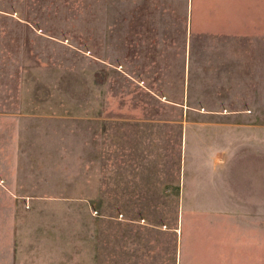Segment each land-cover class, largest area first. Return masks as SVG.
<instances>
[{
  "label": "crops",
  "instance_id": "crops-1",
  "mask_svg": "<svg viewBox=\"0 0 264 264\" xmlns=\"http://www.w3.org/2000/svg\"><path fill=\"white\" fill-rule=\"evenodd\" d=\"M241 1H229L237 6L230 17L242 15L244 26L219 35L205 31L206 0H130V36H186L174 48L184 51L175 55L179 62H145L143 55L144 62H130V72L119 62H75L78 90H38L34 83L2 92L0 195L12 201L0 209L81 215L8 221L0 226V251L10 256L0 254V264H64L56 254L24 256L18 246L21 238L58 231L67 239L59 250L76 253H67L66 264H260L264 0H254L249 14ZM131 43L143 52L168 48L164 41L152 47L150 38ZM57 63L70 69V62ZM120 77L130 81V92L107 84Z\"/></svg>",
  "mask_w": 264,
  "mask_h": 264
},
{
  "label": "rangeland",
  "instance_id": "rangeland-1",
  "mask_svg": "<svg viewBox=\"0 0 264 264\" xmlns=\"http://www.w3.org/2000/svg\"><path fill=\"white\" fill-rule=\"evenodd\" d=\"M229 1L211 0L209 2V0H206L204 4L202 2V9L206 17L204 18L206 19L205 31L222 35L226 31H234L244 26L245 22L242 23L241 20L245 18H242V15L237 18L230 17L232 13H236L234 9L237 6L230 8ZM81 2L70 0V3L66 1L64 3H30L0 0V95H3L2 92L4 91L14 89L18 84H22L23 88L26 86L30 88L32 84L38 83L36 85L38 90H78V75L75 73L78 66H74L75 62H119L123 65L122 69L130 72V62H144L143 55L146 58L145 62H179L178 58L175 60V55L176 57L183 55V50H175L174 48L175 46L181 47L184 45L187 39L184 35L130 36V0H81ZM195 4L198 5L196 0ZM241 5L246 8V14H249L248 11L251 6L255 5V1L242 0ZM65 6L72 8L71 11L65 12V8H62ZM47 7H56L60 10L49 12ZM73 8L76 9L73 10ZM200 9H196L194 19L199 18L197 14L201 11ZM2 12L10 14L7 13L8 15H6ZM23 14L32 17L24 19L17 17ZM68 15H75V17H66ZM246 22L248 28L254 26L247 18ZM175 26L179 25L175 24ZM240 31L245 30L241 29ZM246 33L250 35L252 33L251 29H247ZM198 37L202 41L206 38L203 35ZM131 38L139 40L140 44L143 38H150L152 47L158 41H164L168 48L163 51L143 52L142 45L130 44ZM134 47L139 49H134ZM14 62H36L37 64L22 67L17 66ZM57 62H70L68 63L70 69L63 68L62 64ZM69 70H72L71 73L74 72L75 74L68 75ZM18 80L23 81V83L17 82ZM88 84H93L92 80ZM107 84L112 85L114 91L130 92V81L121 77L119 80H108ZM88 90H95V87L90 86ZM5 101L4 98L0 97V106L3 105V108L6 106ZM48 101L57 102L59 100L52 99ZM7 106H9L8 102ZM72 134L77 136V132ZM18 199L17 201H20V198ZM8 201L12 200L7 196L0 195V202ZM107 213L108 215L119 213V217L124 214L125 218H130V212ZM151 213L152 216L156 214V212ZM163 213L169 217L170 212ZM80 215L79 211L60 209H0V226H7L8 221L12 222V220L23 222L24 225L28 223L44 224L50 221L78 219ZM83 217H85L84 212ZM51 229L55 231L62 230L59 227L49 228V230ZM58 234L49 237H30V240L21 238L18 240L19 245L17 244L21 250L20 254L41 257L56 254V256H63L64 260L60 259L66 264V255L69 252H66V249L59 250V246L61 242H66L67 239H64L63 235L60 236L59 231ZM0 242H5V239L0 240ZM55 242L57 244H54ZM45 243H47L46 247L42 248L41 246H44ZM56 246H58V249ZM0 254L1 256L6 254L7 257L10 256L8 250L0 251ZM69 254L71 256L76 255L72 251ZM10 259L8 258L9 261ZM16 260L20 261L19 258H16ZM235 263L236 260H232V264ZM260 264H264V210L262 212Z\"/></svg>",
  "mask_w": 264,
  "mask_h": 264
}]
</instances>
